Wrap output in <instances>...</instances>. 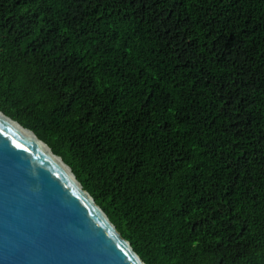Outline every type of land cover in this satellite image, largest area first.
<instances>
[{"label":"trees","instance_id":"16d2710c","mask_svg":"<svg viewBox=\"0 0 264 264\" xmlns=\"http://www.w3.org/2000/svg\"><path fill=\"white\" fill-rule=\"evenodd\" d=\"M0 110L146 264H264V0H0Z\"/></svg>","mask_w":264,"mask_h":264},{"label":"water","instance_id":"95a60500","mask_svg":"<svg viewBox=\"0 0 264 264\" xmlns=\"http://www.w3.org/2000/svg\"><path fill=\"white\" fill-rule=\"evenodd\" d=\"M0 264H146L63 158L1 110Z\"/></svg>","mask_w":264,"mask_h":264}]
</instances>
